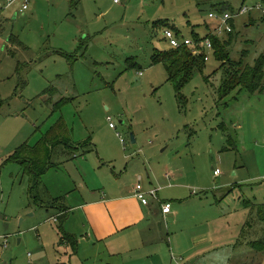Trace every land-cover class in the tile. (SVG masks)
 Here are the masks:
<instances>
[{
    "label": "rangeland",
    "instance_id": "obj_1",
    "mask_svg": "<svg viewBox=\"0 0 264 264\" xmlns=\"http://www.w3.org/2000/svg\"><path fill=\"white\" fill-rule=\"evenodd\" d=\"M121 1L28 0L24 14L19 12L21 1L7 7V1L0 0V264H84L68 248L65 222L57 216L62 210L58 212L59 203L53 200L61 195L56 186L67 188L70 181L65 164L78 163L86 155L116 158L117 169L126 168L125 156L139 159L137 177L147 187L148 175L156 184L158 178L174 174L161 199L179 204L167 195L181 184L204 195L201 233L210 241L209 264H264V253H257L246 238L250 212L244 207L247 200L264 203V94L237 89L222 98L227 66L212 52L203 73H195L183 88L180 103L165 64L152 61L156 50L172 49L164 41V28L156 23L167 22L185 38H191L194 29L204 37L214 31L207 29L214 26L212 13H237L264 0ZM13 11L17 19L9 15ZM261 16L253 11L236 20L234 61L252 66L264 55ZM63 98L73 100L53 110ZM51 133H64L80 146L79 158L57 144L52 162L58 170L43 175L36 190L33 177L11 158L27 144L37 147L48 138L49 147ZM91 169L87 184L98 187L101 174ZM217 170L220 175L215 176ZM197 181L216 191L197 187ZM130 182L127 178L125 184ZM70 191L77 198L73 187ZM194 211L191 207L183 214ZM160 222L163 259L177 264L174 255L191 263V234L181 235L183 227L173 226L170 219ZM134 257L125 255L115 264H149L141 256L130 262ZM98 261L86 264H101Z\"/></svg>",
    "mask_w": 264,
    "mask_h": 264
},
{
    "label": "crops",
    "instance_id": "obj_2",
    "mask_svg": "<svg viewBox=\"0 0 264 264\" xmlns=\"http://www.w3.org/2000/svg\"><path fill=\"white\" fill-rule=\"evenodd\" d=\"M25 1L30 4L28 0L21 1L22 8L19 12L24 14L29 10L23 11ZM9 15L14 19L18 17L17 11H13ZM215 26L214 22L212 29H215ZM245 26L247 27L248 24ZM0 32V36H2L1 29ZM59 137L67 139L64 133H61ZM69 143L71 146L75 145L73 141H69ZM65 146L68 147V145ZM79 147L76 145L68 147L70 153L77 159L79 158ZM83 155H86L84 151ZM124 158L128 160V164L126 168L122 169H117L114 164L116 158H110L108 155L100 156L97 160L86 155L85 158L84 156L81 158L80 162L68 163L63 167L70 181L65 185L67 188H62L61 184L56 186V189H58L57 194L61 195L55 197L53 202L59 203L55 207L58 212L61 210L62 212L67 211L64 212L67 218L63 221L65 224L64 227L62 226V232L67 239L68 248L74 252L73 258H77L78 262L84 264L89 263L93 258L99 259L98 262L101 264H115V261L124 260L125 255H128L135 256L129 259L130 262H134L141 256L142 261L149 264H167L159 251V246L164 247L162 243L165 242L164 230L160 220L170 219L173 226L180 224L181 229L183 227L181 235L186 233L185 235L188 236L189 233L191 234L190 245L187 249L188 259L191 260V263L209 264L206 249L210 245V241L206 233H201L202 229H205L203 227L205 218H202L206 216L202 211V206L206 204L204 195L198 191L191 193L192 189L189 185L181 184L180 187L174 188L167 195L179 204L177 203L174 206L172 200H166L165 202L161 199V193L172 186L168 182L172 181V177L175 179V175L167 173L169 177H165V179L158 178L156 184L162 186L159 188L148 175L150 183L147 187L143 184L141 177H137L139 174L137 170L142 168V161L139 159L130 160L128 156ZM136 161L139 164H136ZM58 166L53 163V167L45 175H48L51 170H58ZM90 169L97 174H101L98 187L87 184ZM127 178L131 179L129 184H125ZM139 183L144 186L146 192L152 188L159 189L160 202L151 197L149 198V206H144L135 196L136 187ZM197 183L199 188L216 191L214 187L202 181H197ZM70 187H73L72 193H75L74 196L77 198L73 199V196H70ZM184 191H187V195L184 193V195H181ZM167 202L172 204V212L165 215L162 212V206ZM191 207L193 210L195 209L194 212L183 214L186 209H191ZM57 216L59 217V215ZM188 230L191 231L188 232ZM169 239L171 240L169 243L173 245V239L171 237ZM210 253H213V251ZM101 258H104V260H101ZM172 260V262L176 261L177 264H190L182 259L177 261L174 255H172Z\"/></svg>",
    "mask_w": 264,
    "mask_h": 264
},
{
    "label": "trees",
    "instance_id": "obj_3",
    "mask_svg": "<svg viewBox=\"0 0 264 264\" xmlns=\"http://www.w3.org/2000/svg\"><path fill=\"white\" fill-rule=\"evenodd\" d=\"M225 12V11H224ZM264 21V16H261ZM257 21L253 19L248 22V28L251 26V22ZM232 28L234 31L227 35L229 37L225 41H221L222 37H219L214 34V31H211L206 36L201 37L196 31L193 30L192 36L189 39H194L195 42H203L205 39H211L212 44H214L213 55L220 62L225 64L227 68L224 70V77L221 82V96L225 98L227 95L232 93L237 89H242L255 94H264V55L258 57L254 65L246 64L244 60L239 62L231 59L232 56V45L234 44V34L236 33V20L232 22ZM156 26L165 30H172L175 32L176 36L179 38L182 37V32L180 29H176L170 26L167 22L161 21L156 23ZM207 26V25H206ZM208 30H213L210 26ZM164 41L166 38L164 37ZM167 42V41H166ZM183 55V56H181ZM186 60V61H185ZM153 65H162L165 64L168 74V80L173 84L175 91L177 92V100L182 103L183 101V88L189 82L193 80L194 74L197 72L203 73L205 64L207 63L204 55H194L191 47L183 46L177 49H171L168 52L160 53L158 50L155 51L154 56L152 57ZM223 67V66H222ZM224 68V67H223ZM54 88H50L48 91L53 94ZM71 99H62L54 104L53 110L59 108L61 105L69 103ZM53 133L48 136L51 137L49 147L45 146V143H48L49 138L44 142L39 143L37 147L27 144L17 151L11 158V160L20 163L23 167L24 172L29 174L35 180L34 187L37 190L40 185V180L43 175H45L48 170L53 167L52 162V153L53 148L57 144H64L71 146L69 141L65 138H60L59 136L52 137ZM43 144V146H42ZM42 148L40 149V147ZM52 147V149H50ZM244 207L247 208L250 212V220L246 223V232L247 237L250 239L251 247L257 253H264V203L256 204L253 201H245ZM64 211L59 214V220L63 223L66 219ZM255 235L257 238L252 239V235Z\"/></svg>",
    "mask_w": 264,
    "mask_h": 264
},
{
    "label": "built area",
    "instance_id": "obj_4",
    "mask_svg": "<svg viewBox=\"0 0 264 264\" xmlns=\"http://www.w3.org/2000/svg\"><path fill=\"white\" fill-rule=\"evenodd\" d=\"M6 1L8 4L7 5L8 7V6H12L13 4H15V2L22 1V0H6ZM112 1H114L116 4H120L122 2L121 0H112ZM28 9H29V5L27 1H25V4L23 6V11H26ZM1 10L2 8L0 6V11ZM253 11L260 12L262 16H264V4L255 3L251 7L244 6L237 13H232L228 11H225L222 14L212 13L210 17L216 24L215 29H214V34L219 37H223L224 35L227 36L228 34L234 31V28H232V25H231L232 22H234L241 16L252 14ZM164 37L166 38V41L168 42L169 45H171L173 49L181 48L186 45L192 48L194 55H198V56L204 55L207 62L210 60V57H211L210 53L214 52V44H212V41L209 38L205 39L203 42H195L194 39H189V38L181 39L177 37L175 32L172 30H166ZM108 120L111 121L110 118ZM111 127L114 128V125L111 124ZM117 136H120V134L118 133ZM122 143H125L124 139H122ZM215 175L216 176L220 175V171L217 170L215 172ZM166 177H169V175L167 174ZM159 192L160 190L157 188H152L150 191L146 192L144 189V186L139 183L136 187L135 196L138 200H140L143 203L144 206H149L150 204L149 198L151 197H153L154 199L160 202V199L158 196ZM162 212L165 215H167L168 213H171L172 204L168 202L164 204L162 206ZM54 221L57 222V220H54ZM190 264H196V263H190Z\"/></svg>",
    "mask_w": 264,
    "mask_h": 264
},
{
    "label": "water",
    "instance_id": "obj_5",
    "mask_svg": "<svg viewBox=\"0 0 264 264\" xmlns=\"http://www.w3.org/2000/svg\"><path fill=\"white\" fill-rule=\"evenodd\" d=\"M132 138V142H133V144L136 142V139L135 138H133V136L131 137Z\"/></svg>",
    "mask_w": 264,
    "mask_h": 264
}]
</instances>
